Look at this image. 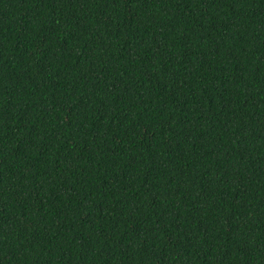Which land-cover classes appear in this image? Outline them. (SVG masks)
I'll use <instances>...</instances> for the list:
<instances>
[{"label":"trees","instance_id":"trees-1","mask_svg":"<svg viewBox=\"0 0 264 264\" xmlns=\"http://www.w3.org/2000/svg\"><path fill=\"white\" fill-rule=\"evenodd\" d=\"M0 264H264V0H0Z\"/></svg>","mask_w":264,"mask_h":264}]
</instances>
